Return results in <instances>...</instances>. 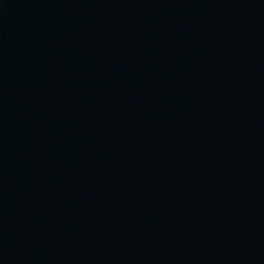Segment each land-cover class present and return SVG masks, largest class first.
Segmentation results:
<instances>
[{"label": "water", "instance_id": "obj_1", "mask_svg": "<svg viewBox=\"0 0 264 264\" xmlns=\"http://www.w3.org/2000/svg\"><path fill=\"white\" fill-rule=\"evenodd\" d=\"M0 264H264V0H0Z\"/></svg>", "mask_w": 264, "mask_h": 264}]
</instances>
